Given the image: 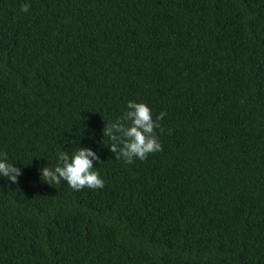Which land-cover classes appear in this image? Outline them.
<instances>
[{
  "label": "trees",
  "instance_id": "1",
  "mask_svg": "<svg viewBox=\"0 0 264 264\" xmlns=\"http://www.w3.org/2000/svg\"><path fill=\"white\" fill-rule=\"evenodd\" d=\"M129 100L165 113L131 164ZM80 146L103 188L41 179ZM0 153V264H264V0H0Z\"/></svg>",
  "mask_w": 264,
  "mask_h": 264
},
{
  "label": "clouds",
  "instance_id": "2",
  "mask_svg": "<svg viewBox=\"0 0 264 264\" xmlns=\"http://www.w3.org/2000/svg\"><path fill=\"white\" fill-rule=\"evenodd\" d=\"M29 8V4L21 5L22 12H28ZM126 107L128 110L122 117L105 123L103 134L111 141L109 148L116 158L131 164L134 159L143 161L150 153L162 151L156 129L160 127L159 121L165 113L161 112L153 119L151 108L146 103L133 100H129ZM57 157L60 163L55 168H41L43 181L53 185L63 180L74 190L104 187V181L93 164L94 160L99 161V156L91 148L80 146L71 156L66 151H60ZM20 174L21 169L8 162L7 154L0 153V176L17 183Z\"/></svg>",
  "mask_w": 264,
  "mask_h": 264
}]
</instances>
